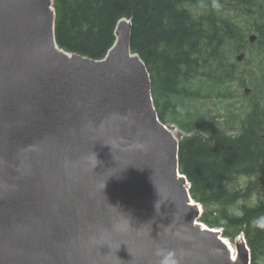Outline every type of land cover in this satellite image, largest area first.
<instances>
[{
  "label": "water",
  "instance_id": "1",
  "mask_svg": "<svg viewBox=\"0 0 264 264\" xmlns=\"http://www.w3.org/2000/svg\"><path fill=\"white\" fill-rule=\"evenodd\" d=\"M131 30L94 60L59 47L53 0H0V264L251 263L199 221Z\"/></svg>",
  "mask_w": 264,
  "mask_h": 264
},
{
  "label": "trees",
  "instance_id": "2",
  "mask_svg": "<svg viewBox=\"0 0 264 264\" xmlns=\"http://www.w3.org/2000/svg\"><path fill=\"white\" fill-rule=\"evenodd\" d=\"M215 2L53 0L55 38L101 60L118 22L131 21V50L147 67L159 120L184 134L179 169L203 207L200 221L232 242L244 234L251 264H264V0ZM251 33L257 50L237 64Z\"/></svg>",
  "mask_w": 264,
  "mask_h": 264
},
{
  "label": "rangeland",
  "instance_id": "3",
  "mask_svg": "<svg viewBox=\"0 0 264 264\" xmlns=\"http://www.w3.org/2000/svg\"><path fill=\"white\" fill-rule=\"evenodd\" d=\"M257 50V45L255 44V45H250L249 47H248V51L246 52V53H248V55H251L252 56V54L255 52ZM236 56V55H235ZM235 56L233 57V59L235 58ZM243 88H241V90H242ZM218 122H224V119L221 117V118H219L218 119ZM167 125L168 126H170V127H172V125L173 124H171V123H167ZM173 130L175 131V134L176 133H178V132H180L179 130H177L176 128H174L173 127ZM229 132V134H237L238 133V130H235V131H228ZM254 200H256V198L254 199ZM217 230H219L220 232H221V229H217ZM233 246H234V243L233 242H231V241H229Z\"/></svg>",
  "mask_w": 264,
  "mask_h": 264
},
{
  "label": "bare ground",
  "instance_id": "4",
  "mask_svg": "<svg viewBox=\"0 0 264 264\" xmlns=\"http://www.w3.org/2000/svg\"><path fill=\"white\" fill-rule=\"evenodd\" d=\"M224 241H225V243L228 245V247L230 248V250L232 251L233 255L235 256V254H236V248H235V246H233V245L229 242V240H227V239H224Z\"/></svg>",
  "mask_w": 264,
  "mask_h": 264
},
{
  "label": "clouds",
  "instance_id": "5",
  "mask_svg": "<svg viewBox=\"0 0 264 264\" xmlns=\"http://www.w3.org/2000/svg\"><path fill=\"white\" fill-rule=\"evenodd\" d=\"M213 6L216 7V8H219L220 7V5L215 2V0H214ZM161 264H167V261L166 260L165 261H162Z\"/></svg>",
  "mask_w": 264,
  "mask_h": 264
}]
</instances>
